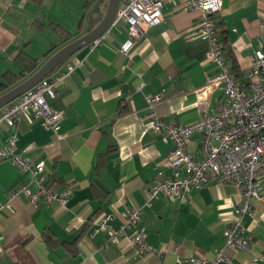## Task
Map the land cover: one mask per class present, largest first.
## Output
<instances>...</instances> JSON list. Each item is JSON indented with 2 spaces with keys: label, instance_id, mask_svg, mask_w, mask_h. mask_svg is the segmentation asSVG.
<instances>
[{
  "label": "crops",
  "instance_id": "0c3cea01",
  "mask_svg": "<svg viewBox=\"0 0 264 264\" xmlns=\"http://www.w3.org/2000/svg\"><path fill=\"white\" fill-rule=\"evenodd\" d=\"M108 1L0 0V96L95 28ZM187 1L164 0L163 21L130 52L121 50L128 40L124 23L53 72L75 67L50 101L54 110L66 111L57 133L43 118H20L17 153L44 160L45 182L53 181L49 189L71 188L72 194L65 205L42 200L35 208L23 197L2 209L0 264H176L190 256L213 259L223 248L233 264H264V189L245 218L249 250L225 247L224 231L241 200L236 186L210 180L174 198L148 194L159 173H173L166 165L173 146L165 131L150 127L148 98L160 97L154 110L165 124L185 126L205 110H216L225 97L209 84L219 74L206 57L209 41L189 39L199 12L187 9ZM217 14L231 46L228 66L247 89L254 52L264 42V0H223ZM63 38L69 39L65 45ZM36 63L38 69L29 75L26 68ZM13 131L3 125L0 146ZM201 139L199 133L192 136L191 152L199 153ZM21 183L37 190L30 173L10 162L0 164V207ZM132 206L142 208L141 223L155 255H141L129 243L131 231L117 243L108 230L96 232L105 217L107 227L119 232Z\"/></svg>",
  "mask_w": 264,
  "mask_h": 264
},
{
  "label": "built area",
  "instance_id": "2783aa9c",
  "mask_svg": "<svg viewBox=\"0 0 264 264\" xmlns=\"http://www.w3.org/2000/svg\"><path fill=\"white\" fill-rule=\"evenodd\" d=\"M163 7L164 0L119 1L116 17L108 31L120 29L122 24H127L128 40L121 47L123 52H130L149 28L163 21ZM222 7L223 0H188L186 3L187 9L199 12L189 39L206 38L209 41L206 57L219 68V74L209 79V84L223 90L224 100L216 110H205L196 123L177 126L174 123L165 124L154 110L160 100L159 96L148 98L151 110L146 118L150 127L155 132L165 131L173 146L166 163L172 169V175L159 173V179L151 186L148 194L150 199L159 195L174 198L190 189L199 190L210 180L236 186L241 192V200L237 215L224 231L225 247L249 250L251 242L245 218L253 214L254 203L263 197L261 192L264 189V42L254 52L252 67L247 73L248 87L245 89L226 64L222 43L216 31L214 16ZM99 42L100 39L93 44ZM74 71V66H68L66 71L52 73L0 109V132L3 125L14 130L7 136L4 145L0 146V164L12 163L21 173H30L32 181L37 184L36 191L25 183L15 186L0 211L8 208L14 199L23 197L35 208L42 200L48 203L56 201L61 205L68 202L71 188L54 192L46 186L47 168L44 160H32L17 153V126L20 118L27 115L36 119L43 118L46 125L57 133L66 111L54 110L50 101L58 97L59 89ZM196 133L202 135L199 153L189 150L191 138ZM124 215V223L119 232L107 227L108 217L98 222L96 232L108 230L112 242L117 243L127 235V231H131L129 243L141 255H155L156 250L149 246L146 230L141 223L142 208L129 207ZM261 260L264 262V256ZM176 264H233V259L223 248L213 259L190 256L178 259Z\"/></svg>",
  "mask_w": 264,
  "mask_h": 264
},
{
  "label": "water",
  "instance_id": "95a60500",
  "mask_svg": "<svg viewBox=\"0 0 264 264\" xmlns=\"http://www.w3.org/2000/svg\"><path fill=\"white\" fill-rule=\"evenodd\" d=\"M119 1L120 0H109L106 11L95 28L58 50L32 76L9 92L0 96V109L9 105L22 94L36 86L40 81L51 75L77 51L100 39L108 31L114 21L118 11Z\"/></svg>",
  "mask_w": 264,
  "mask_h": 264
},
{
  "label": "trees",
  "instance_id": "16d2710c",
  "mask_svg": "<svg viewBox=\"0 0 264 264\" xmlns=\"http://www.w3.org/2000/svg\"><path fill=\"white\" fill-rule=\"evenodd\" d=\"M88 5V4H87ZM103 15H104V13L102 12V14H100V16H99V19H98V21H100L101 19H102V17H103ZM214 20H215V27H216V31H217V34H218V36H220V41H221V43H222V51H223V55H224V59H225V62H226V64L228 65V63H230L231 61H232V57H231V46H230V42H229V40H228V38H227V36H226V33L224 32V31H222L221 30V27H222V21H220L219 20V18H218V14H216L215 16H214ZM59 33H61V32H59ZM69 42V39H65V38H63V42H62V44L61 45H65V44H67ZM60 45V46H61ZM59 46V47H60ZM58 47H56V49H57ZM38 64L36 63L35 65H33V66H30L29 67V65H28V67L26 68V72H28L29 73V75H31V74H33L37 69H38ZM234 67H233V71H234ZM20 81H21V79H20ZM19 82V81H18ZM17 81H13L12 82V85H15V84H17L18 83ZM53 183V181H52V178L50 179V181H49V183H47V187L48 188H50V186H51V184ZM48 240L50 241V243H54V241H53V239L51 238V237H49L48 238Z\"/></svg>",
  "mask_w": 264,
  "mask_h": 264
}]
</instances>
